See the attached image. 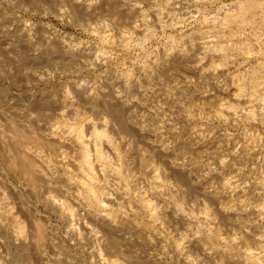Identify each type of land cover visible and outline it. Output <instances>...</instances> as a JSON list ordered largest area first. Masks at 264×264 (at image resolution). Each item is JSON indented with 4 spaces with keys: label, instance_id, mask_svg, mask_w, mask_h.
<instances>
[{
    "label": "rangeland",
    "instance_id": "obj_1",
    "mask_svg": "<svg viewBox=\"0 0 264 264\" xmlns=\"http://www.w3.org/2000/svg\"><path fill=\"white\" fill-rule=\"evenodd\" d=\"M0 264H264V0H0Z\"/></svg>",
    "mask_w": 264,
    "mask_h": 264
},
{
    "label": "bare ground",
    "instance_id": "obj_2",
    "mask_svg": "<svg viewBox=\"0 0 264 264\" xmlns=\"http://www.w3.org/2000/svg\"><path fill=\"white\" fill-rule=\"evenodd\" d=\"M252 1V0H251ZM263 1V0H262ZM250 1H248L247 2V5H249L248 3H249ZM246 6V5H245ZM250 7H252L253 8V4L252 5H250ZM18 129V128H17ZM18 131V130H17ZM15 132H16V129H15ZM11 133H12V131H11ZM10 133V134H11ZM16 133H18V132H16ZM13 135V134H12ZM24 135H27L26 133H24ZM24 135H21L22 137H20L19 139H26V140H29L27 137H25ZM13 138H14V136H12ZM15 137H17L18 138V136H15ZM6 139V138H5ZM84 138H79L78 140H77V147H79L80 148V151H81V164H80V167L81 168H83L86 172H87V174L89 175L92 171V167H91V163H90V161H89V154H88V151H87V149H85V147H84V144L86 143V142H84V141H82ZM3 140V139H2ZM13 140H15V139H13ZM31 141H32V139H30ZM34 140V139H33ZM40 140V139H39ZM17 142V141H16ZM23 142V141H22ZM26 142H28V141H26ZM32 142H34V141H32ZM46 142V141H45ZM84 142V143H83ZM29 144V143H28ZM34 144V143H33ZM39 144V143H38ZM37 144V145H38ZM41 144H43V143H41ZM87 144V143H86ZM13 145V144H12ZM25 145V144H24ZM34 146H36V144L34 145ZM13 147H15V145L13 146ZM25 147V146H24ZM87 147V146H86ZM21 148V147H20ZM18 149V148H17ZM13 151V150H12ZM19 152V151H18ZM99 152V151H98ZM11 153V152H10ZM21 153V152H20ZM17 154V153H16ZM15 154V155H16ZM23 154V153H22ZM30 155V154H29ZM18 157H19V155H17ZM17 156H15V157H17ZM24 156V155H23ZM14 158V157H13ZM25 158V157H24ZM15 159H17V158H15ZM14 159V160H15ZM21 160H22V158H20ZM34 160V159H33ZM20 161V160H19ZM25 161H28V160H25ZM24 161V162H25ZM28 163V162H27ZM33 164V163H32ZM23 165V164H22ZM22 165H21V167H22ZM24 165H26V164H24ZM28 165V164H27ZM31 165V164H30ZM19 166V165H18ZM24 167V166H23ZM27 168H29V174L26 172H23L25 175H26V177L27 178H29L28 176H31V174H32V172L34 171L35 172V169H34V167H30L29 165L28 166H25L24 167V169L22 170V171H25V169H27ZM32 168V169H31ZM20 170V169H19ZM32 171V172H31ZM31 172V173H30ZM36 173V172H35ZM34 175V174H33ZM91 177V176H90ZM39 178V177H38ZM33 179H34V177H33ZM32 178H31V180L30 181H32L33 180ZM89 179V178H88ZM29 181V182H30ZM34 181L35 180H33L32 182H33V184H35L34 183ZM26 182V181H25ZM36 182V181H35ZM30 184H31V182H30ZM39 189V188H38ZM90 190V189H89ZM93 194V193H92ZM40 232V231H39ZM40 234V233H39ZM40 235H42V234H40Z\"/></svg>",
    "mask_w": 264,
    "mask_h": 264
}]
</instances>
